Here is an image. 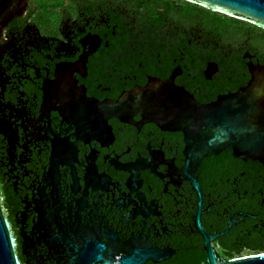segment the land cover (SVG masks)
I'll use <instances>...</instances> for the list:
<instances>
[{
  "label": "flooded vegetation",
  "instance_id": "obj_1",
  "mask_svg": "<svg viewBox=\"0 0 264 264\" xmlns=\"http://www.w3.org/2000/svg\"><path fill=\"white\" fill-rule=\"evenodd\" d=\"M196 4L68 0L54 12L27 0L0 28V195L21 264H204L197 219L221 258L264 250V163L227 146L185 173L182 131L141 114L105 130L80 99L116 100L153 78L201 104L246 86L260 41L221 40Z\"/></svg>",
  "mask_w": 264,
  "mask_h": 264
},
{
  "label": "water",
  "instance_id": "obj_2",
  "mask_svg": "<svg viewBox=\"0 0 264 264\" xmlns=\"http://www.w3.org/2000/svg\"><path fill=\"white\" fill-rule=\"evenodd\" d=\"M228 16L247 20L264 29V0H191ZM27 0H0V28L22 13ZM251 78L236 92L225 94L214 103L201 104L191 93L172 80L150 79L147 85L125 91L116 100L98 101L81 93V102L94 120L107 130L112 117L127 121L141 114L145 121L160 124L165 129L183 132L186 147L184 172L199 163L209 151L218 153L233 147L235 156L264 163V63H248ZM245 105L244 113L240 109ZM189 177L201 197L198 182ZM202 203H199V210ZM198 230L204 235V264H264V252H254L224 259L216 255L197 219ZM226 232V231H225ZM225 232L217 233L222 235ZM121 262L137 264L134 256ZM0 264H21L15 250V239L0 195ZM102 264H110L104 262Z\"/></svg>",
  "mask_w": 264,
  "mask_h": 264
},
{
  "label": "trees",
  "instance_id": "obj_3",
  "mask_svg": "<svg viewBox=\"0 0 264 264\" xmlns=\"http://www.w3.org/2000/svg\"><path fill=\"white\" fill-rule=\"evenodd\" d=\"M74 2H78L80 0H73ZM140 1V0H138ZM140 4V2H136ZM156 4H158L156 2ZM195 15L198 22L203 29L211 30L217 37H221L223 41L232 42L238 39L241 36L246 34H252L253 37H256L261 44V48L264 50V32L256 31L254 28H250L245 23H241L240 20L234 17H230L226 14L211 11L199 4H196ZM38 7V6H37ZM40 8V7H39ZM198 56L206 59H217V55L215 53H208V51L198 52ZM264 62V58L262 59ZM244 250L247 249H256L257 252H264L259 248H255L251 245H245ZM248 251V250H247Z\"/></svg>",
  "mask_w": 264,
  "mask_h": 264
},
{
  "label": "rangeland",
  "instance_id": "obj_4",
  "mask_svg": "<svg viewBox=\"0 0 264 264\" xmlns=\"http://www.w3.org/2000/svg\"><path fill=\"white\" fill-rule=\"evenodd\" d=\"M68 0H32L34 6L40 7L41 11H47L49 8L54 12L61 6L66 4ZM249 251L245 250L241 255L248 254ZM251 253V252H250Z\"/></svg>",
  "mask_w": 264,
  "mask_h": 264
},
{
  "label": "built area",
  "instance_id": "obj_5",
  "mask_svg": "<svg viewBox=\"0 0 264 264\" xmlns=\"http://www.w3.org/2000/svg\"><path fill=\"white\" fill-rule=\"evenodd\" d=\"M245 255V254H244Z\"/></svg>",
  "mask_w": 264,
  "mask_h": 264
}]
</instances>
